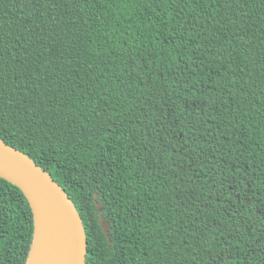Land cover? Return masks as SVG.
Returning a JSON list of instances; mask_svg holds the SVG:
<instances>
[{
    "label": "trees",
    "instance_id": "obj_1",
    "mask_svg": "<svg viewBox=\"0 0 264 264\" xmlns=\"http://www.w3.org/2000/svg\"><path fill=\"white\" fill-rule=\"evenodd\" d=\"M0 138L67 192L85 264H264V0H0ZM33 239L0 177V264Z\"/></svg>",
    "mask_w": 264,
    "mask_h": 264
},
{
    "label": "water",
    "instance_id": "obj_2",
    "mask_svg": "<svg viewBox=\"0 0 264 264\" xmlns=\"http://www.w3.org/2000/svg\"><path fill=\"white\" fill-rule=\"evenodd\" d=\"M0 177L21 190L33 214L34 239L27 264L40 240L45 244L46 264H85V228L67 192L29 156L1 138ZM95 205L99 210L102 204L95 201ZM99 224L109 240L110 223L101 214Z\"/></svg>",
    "mask_w": 264,
    "mask_h": 264
},
{
    "label": "bare ground",
    "instance_id": "obj_3",
    "mask_svg": "<svg viewBox=\"0 0 264 264\" xmlns=\"http://www.w3.org/2000/svg\"><path fill=\"white\" fill-rule=\"evenodd\" d=\"M29 264H46V248L43 240L36 243Z\"/></svg>",
    "mask_w": 264,
    "mask_h": 264
}]
</instances>
